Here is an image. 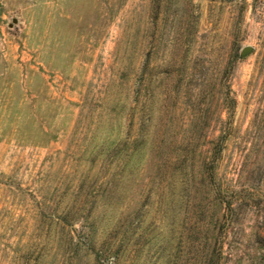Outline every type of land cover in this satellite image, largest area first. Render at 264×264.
<instances>
[{
    "label": "rangeland",
    "instance_id": "rangeland-1",
    "mask_svg": "<svg viewBox=\"0 0 264 264\" xmlns=\"http://www.w3.org/2000/svg\"><path fill=\"white\" fill-rule=\"evenodd\" d=\"M0 264H264V0H0Z\"/></svg>",
    "mask_w": 264,
    "mask_h": 264
},
{
    "label": "water",
    "instance_id": "water-1",
    "mask_svg": "<svg viewBox=\"0 0 264 264\" xmlns=\"http://www.w3.org/2000/svg\"><path fill=\"white\" fill-rule=\"evenodd\" d=\"M250 51V48L246 47V48H243L242 51H241V54L242 55H245L246 53H248Z\"/></svg>",
    "mask_w": 264,
    "mask_h": 264
}]
</instances>
